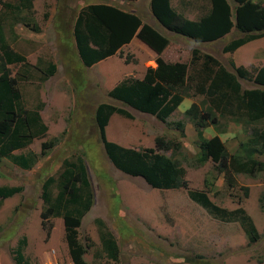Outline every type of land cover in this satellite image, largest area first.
Returning a JSON list of instances; mask_svg holds the SVG:
<instances>
[{
    "label": "rangeland",
    "instance_id": "374dc122",
    "mask_svg": "<svg viewBox=\"0 0 264 264\" xmlns=\"http://www.w3.org/2000/svg\"><path fill=\"white\" fill-rule=\"evenodd\" d=\"M96 1L137 12L142 23L167 36V44L157 52L134 35L116 53L84 66L74 23L81 8ZM228 1L233 9L236 2ZM170 5L195 20L207 11L209 0H170ZM242 35L232 27L217 40H193L164 27L150 0H0V61L7 60L4 51L9 48L13 55L6 66L19 95L14 100L18 114L14 128L23 141L11 154L35 158L31 166L22 167L12 157L0 156V186L20 187L0 198V264H15L18 246L27 264H73L62 217L53 214L42 221L40 212L46 207L43 181L57 178L62 161L74 160L75 155L84 159L94 193L78 227L80 241L87 244L84 264H264V170L234 171L235 184L230 187L216 163L196 153L197 144L214 135L232 155L246 157L241 144L252 145L249 123L221 114L212 106L215 95L197 91L203 53L228 69L243 66L252 72L264 66V36L232 51L223 49ZM158 57L186 64L178 90L182 100L165 120L108 95L121 81L142 78ZM237 79L241 88L257 86L251 78ZM102 102L118 109L104 127L107 140L125 148H151L176 159L187 186L155 188L141 176L116 168L105 153L95 119ZM192 103L198 107L196 113L187 112ZM204 110L216 115L217 122L197 126L194 122ZM255 125L263 129L264 121ZM58 189L55 181L49 196ZM188 190L204 191L213 203L230 210L242 207L257 230L256 240H248L238 219L210 214L189 197ZM98 219L117 242L116 260L103 251Z\"/></svg>",
    "mask_w": 264,
    "mask_h": 264
},
{
    "label": "trees",
    "instance_id": "16d2710c",
    "mask_svg": "<svg viewBox=\"0 0 264 264\" xmlns=\"http://www.w3.org/2000/svg\"><path fill=\"white\" fill-rule=\"evenodd\" d=\"M234 1L236 5L232 9L228 0H209L207 11L195 20L186 18L173 9L170 0H150V3L154 16L164 27L196 41L220 39L235 27L244 35L235 37L223 45L225 51H232L251 39L264 36V3L262 5L256 0ZM134 35L157 52L167 44V36L155 27L142 23L137 12L104 2L86 4L79 11L74 23L75 44L84 66H91L116 53ZM10 51L7 48L4 51L7 60L0 61V156H10L15 163L29 167L35 160L33 156L28 159L23 153L11 154L23 141L15 134L17 128H14L18 116L14 111V100L19 95L14 85L16 79L9 76V69L6 66L7 61L12 59L10 55L13 53H9ZM193 51L196 52V49ZM203 56L205 59L196 74L197 91L215 95L216 100L212 106L221 114L230 115L251 125L253 137L249 140L252 145L248 146L247 142L241 144L246 149V157L229 154L217 135L201 140L197 144L196 153L202 157L209 156L216 163L218 170L223 172L228 186L233 187L234 171L264 170V128L260 129L255 125L259 121H264V66L250 72L243 66L231 65V61L232 68L228 69L218 64L211 55L203 53ZM156 63L155 67L146 69L142 78H127L115 85L108 95L140 111L155 114L160 120H165L182 100L181 92L178 90L186 73V64L177 61L167 62L160 57L156 59ZM50 70V73H53L55 67L51 65ZM237 78H251L257 86L241 88ZM116 110H118L116 106L102 102L97 106L95 114L103 147L111 163L122 172L141 176L155 188L187 186L183 179V168L176 159H170L151 148L138 150L125 148L104 137L107 120ZM197 110L196 104L192 103L187 112L196 113ZM199 118L194 122L197 126L206 125L209 121L217 122V116L211 114L209 110L200 111ZM161 141L160 138L156 139L157 144H161ZM61 166L62 171L57 178L49 176L42 183V197L46 207L40 212V216L42 221L53 214L62 217L69 257L73 264H84L83 254L87 244L80 241L78 227L81 217L93 203L94 193L84 159L80 155H75L74 160L64 159ZM55 181L58 182L59 189L54 196H49V187ZM19 190V186H0V198L9 197ZM188 195L217 218L238 219L249 241H254L258 237L251 218L242 207L234 210L221 207L213 203L204 191L188 190ZM97 221L102 227L100 240L103 251L108 258L116 260L119 255L117 242L110 230L104 227L103 222L99 219ZM14 262L27 264L20 246L17 248Z\"/></svg>",
    "mask_w": 264,
    "mask_h": 264
},
{
    "label": "built area",
    "instance_id": "2783aa9c",
    "mask_svg": "<svg viewBox=\"0 0 264 264\" xmlns=\"http://www.w3.org/2000/svg\"><path fill=\"white\" fill-rule=\"evenodd\" d=\"M54 264H59L58 262H55Z\"/></svg>",
    "mask_w": 264,
    "mask_h": 264
},
{
    "label": "clouds",
    "instance_id": "9594fccd",
    "mask_svg": "<svg viewBox=\"0 0 264 264\" xmlns=\"http://www.w3.org/2000/svg\"><path fill=\"white\" fill-rule=\"evenodd\" d=\"M110 56V55H109Z\"/></svg>",
    "mask_w": 264,
    "mask_h": 264
},
{
    "label": "crops",
    "instance_id": "0c3cea01",
    "mask_svg": "<svg viewBox=\"0 0 264 264\" xmlns=\"http://www.w3.org/2000/svg\"><path fill=\"white\" fill-rule=\"evenodd\" d=\"M111 56V55H110Z\"/></svg>",
    "mask_w": 264,
    "mask_h": 264
}]
</instances>
